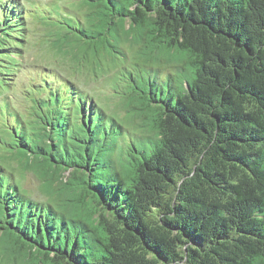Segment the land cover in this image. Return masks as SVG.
<instances>
[{"label": "trees", "instance_id": "obj_1", "mask_svg": "<svg viewBox=\"0 0 264 264\" xmlns=\"http://www.w3.org/2000/svg\"><path fill=\"white\" fill-rule=\"evenodd\" d=\"M82 3L85 20L68 7L60 13L61 37L125 56L116 38L122 23L150 35L144 51L176 48L190 61L138 65L153 71L148 82L135 73L115 82L152 109L155 129L146 135L114 128L113 119L107 127L75 83L38 85L31 120L17 113L2 143L79 185L98 220L23 196L0 168V237L46 264H264V0ZM24 7L0 0V86L23 66Z\"/></svg>", "mask_w": 264, "mask_h": 264}, {"label": "rangeland", "instance_id": "obj_2", "mask_svg": "<svg viewBox=\"0 0 264 264\" xmlns=\"http://www.w3.org/2000/svg\"><path fill=\"white\" fill-rule=\"evenodd\" d=\"M82 1L20 0L25 6L23 14L30 32L22 68L13 77L10 86H0V168L12 174L23 196L50 204L71 218L96 224L98 215L92 213L91 205L82 195L79 185H64L60 178L62 172L56 168L18 150L9 151L3 145L2 140L7 138L10 128L17 127L16 114L20 113L25 121L31 120V99L38 85L75 83L79 96L94 101L95 114L100 117L106 115L103 121L107 127L113 119L117 123L114 128L121 126L128 133H153L152 109L144 105V99L131 95L125 85L121 92L117 91L115 82L128 73L145 76L148 82L153 71L146 74L138 65L172 69L190 61V56L187 51L168 47H147L144 51L141 45L145 42L148 44L150 35L129 31L128 25L122 23L119 24L120 31L116 38L125 56L113 53L100 42L85 43L72 33L61 37L64 18L60 13L68 7L76 11L78 18L85 20ZM54 3L59 14L50 8ZM44 16L51 19L48 21L52 28L51 38L50 32L47 33L45 29L47 26L42 22L41 17ZM57 89L64 90L62 87ZM5 101H9L8 105L13 109L8 110ZM126 136L129 139V135ZM27 169H31L35 176L31 172L26 173ZM40 263L46 264L27 255L24 250L17 251L5 237H0V264Z\"/></svg>", "mask_w": 264, "mask_h": 264}]
</instances>
